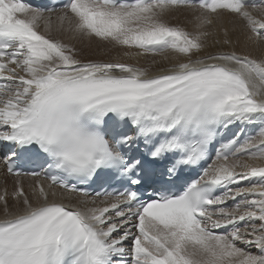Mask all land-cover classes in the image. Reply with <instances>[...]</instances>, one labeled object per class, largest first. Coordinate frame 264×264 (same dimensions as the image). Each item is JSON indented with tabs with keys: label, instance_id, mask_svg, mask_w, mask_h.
I'll return each instance as SVG.
<instances>
[{
	"label": "snow or ice",
	"instance_id": "1",
	"mask_svg": "<svg viewBox=\"0 0 264 264\" xmlns=\"http://www.w3.org/2000/svg\"><path fill=\"white\" fill-rule=\"evenodd\" d=\"M0 141V264H264V0H0Z\"/></svg>",
	"mask_w": 264,
	"mask_h": 264
},
{
	"label": "bare ground",
	"instance_id": "2",
	"mask_svg": "<svg viewBox=\"0 0 264 264\" xmlns=\"http://www.w3.org/2000/svg\"><path fill=\"white\" fill-rule=\"evenodd\" d=\"M53 16H55V14H53ZM180 19L181 20H184L185 18L183 17V16H181L180 17ZM232 21V18L231 17H224L223 18V20L222 21H220V23L222 22L224 25H225V27H227L228 29H230L229 27H230V23L229 22H227V21ZM57 21H56V18L54 17L53 19H52V26H53V31H52V36L53 37H55V38H58V39H63L65 42H67V43H71V44H74L77 48H78V50H80L81 52L82 51H86L85 53H87V52H90L91 53V50H90V48H89V46H88V41H83V42H81V41H77V40H71V39H69V37H68V35H66V34H63V33H59V32H57V31H55V28L57 27ZM218 24V23H217ZM233 24H234V22H233ZM187 26V28H188V30H193V28H192V25L191 24H187L186 25ZM217 27V25L216 26H214V28L215 29H218V28H216ZM232 27H234V25L233 26H231V28ZM41 30H43V25H41ZM211 31V30H210ZM220 31V30H219ZM219 31H217L218 33H221V32H219ZM231 32V31H230ZM216 33V32H215ZM217 34V33H216ZM223 34V33H222ZM230 35H231V38H232V40L234 41V43H233V45H231V46H226V45H222V44H220L221 46H219V45H214V46H212V47H209L208 49H207V51H215V50H220V49H222V50H226V51H230V50H233V48H235V50H237V51H239V52H244V51H249V50H251V51H253V55H259V53L257 52V51H255L254 49H248V48H245L244 47V35L239 31V30H237V32H234V33H230ZM215 38H219V39H223V35H220V34H217V36L215 37ZM237 40L239 41L238 43H237ZM93 46V45H92ZM94 47V46H93ZM96 50V49H95ZM104 51V50H103ZM106 51L108 52V50L106 49ZM94 52V51H93ZM122 53V52H121ZM81 54V53H80ZM116 54V53H115ZM117 56H118V54H116ZM86 57L85 58H88L87 56L88 55H85ZM93 56V55H92ZM119 57H121L122 59H119L120 61H122V62H126V63H133V64H136V63H139L141 66H144V65H146L147 64V66L146 67H148V66H150L151 65V63L150 64H148L150 61H152V59H153V57H139V58H135V57H125L124 55H123V53H122V55H120L119 54ZM97 58V57H96ZM161 59V58H160ZM160 59H158V60H160ZM117 60V59H116ZM87 61V60H86ZM115 61V60H114ZM147 61H148V63H147ZM161 62H163L162 60L161 61H159V63H161ZM162 64V63H161ZM152 67H155V66H152ZM0 164H1V161H0ZM7 179H17V177H14V176H12V175H9V174H5V180H7ZM20 180H21V182H22V184H23V186H24V188L26 189V190H28L29 189V186L33 183V181H32V178L31 177H20L19 178ZM6 186H8V190H12L14 187H15V183L13 184V183H10L9 185H6ZM0 218H2V216H0Z\"/></svg>",
	"mask_w": 264,
	"mask_h": 264
},
{
	"label": "rangeland",
	"instance_id": "3",
	"mask_svg": "<svg viewBox=\"0 0 264 264\" xmlns=\"http://www.w3.org/2000/svg\"><path fill=\"white\" fill-rule=\"evenodd\" d=\"M55 16H53V18H54ZM173 22H175V21H173ZM227 22H229L231 25H230V29H229V32L230 33H234L233 31H232V29H233V27L231 28V26H233L234 24H233V22L232 21H227ZM220 24H222L224 27H225V25L221 22L220 23V21L218 22V24H217V27L216 28H218L219 26H220ZM216 26V25H215ZM227 28V27H226ZM211 31H213V32H216L217 34H220V35H223L222 33H223V31H222V29L219 27L218 29H215L214 27L212 28V29H210ZM220 30V31H219ZM217 31H219V32H221V33H218ZM235 32H237V31H235ZM78 41V40H77ZM94 47H93V46ZM223 45V44H222ZM88 46H89V48H90V50H91V53L90 52H87V53H85L86 51H80V59L81 60H83V61H86V60H105V61H107V60H112V61H114V60H119V59H122L121 57H119V54L120 55H122V53H123V50H109L106 46H103V45H98L96 42H92V43H89L88 42ZM219 46H221V45H219ZM78 49V48H77ZM96 49V50H95ZM106 49L108 50V52L106 51ZM104 50V51H103ZM220 50H222V49H220ZM94 51V52H93ZM215 51H219V50H215ZM231 51V50H230ZM122 52V53H121ZM118 54V56L116 55V54ZM85 55H88L87 57L88 58H85L86 56ZM93 55V56H92ZM97 57V58H96ZM147 57H150V56H147ZM161 58V59H160ZM155 59L159 62V61H161L162 60V57H159V56H157V57H155ZM158 59H160V60H158ZM163 61V60H162ZM147 63H148V61H147ZM151 63V61L148 63V64H150ZM161 63H164V62H161ZM147 66V64L146 65H144V67H146ZM16 180L17 179H7V180H5V175H3V173H2V171H0V192H2L5 188H8V186H6V185H9L10 183H15L16 184ZM14 189V188H13ZM12 189V190H13ZM12 190H8L9 191V193H11L12 192ZM253 251H255V249H253Z\"/></svg>",
	"mask_w": 264,
	"mask_h": 264
}]
</instances>
